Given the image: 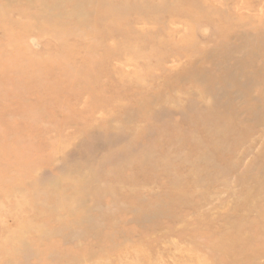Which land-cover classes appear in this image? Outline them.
I'll return each mask as SVG.
<instances>
[{"label": "rangeland", "instance_id": "374dc122", "mask_svg": "<svg viewBox=\"0 0 264 264\" xmlns=\"http://www.w3.org/2000/svg\"><path fill=\"white\" fill-rule=\"evenodd\" d=\"M0 264H264V0H0Z\"/></svg>", "mask_w": 264, "mask_h": 264}]
</instances>
